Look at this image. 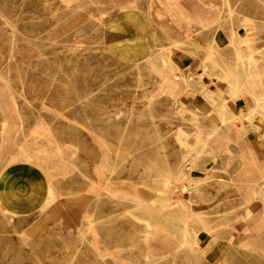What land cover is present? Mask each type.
Listing matches in <instances>:
<instances>
[{
	"label": "rangeland",
	"instance_id": "374dc122",
	"mask_svg": "<svg viewBox=\"0 0 264 264\" xmlns=\"http://www.w3.org/2000/svg\"><path fill=\"white\" fill-rule=\"evenodd\" d=\"M250 1L253 17L241 23L254 21L255 40L264 45V0ZM107 2L0 0V100L8 105L0 108V195L12 202L29 190L37 209L21 215L0 198V264H264V237L254 230L263 209L259 214L238 197L264 167H250L256 180L243 181L235 171L237 150L215 154L213 143L229 136L218 129V101L201 81L206 62L228 73L224 82L215 76L218 97L233 80L235 62L218 59L210 47L196 74L164 50L146 60L119 53L103 35L107 16L119 8ZM171 70L181 76L172 78ZM192 91L211 99L215 117L191 106ZM105 164L102 179L97 168ZM169 172L190 191L166 190L162 178ZM189 178L199 185L191 187ZM221 179L232 182L226 193ZM105 181L120 188L121 198L103 188ZM43 195L44 205L33 201ZM256 200H264V184ZM151 221L160 232L147 242ZM193 229L201 238L195 251L182 238Z\"/></svg>",
	"mask_w": 264,
	"mask_h": 264
},
{
	"label": "crops",
	"instance_id": "0c3cea01",
	"mask_svg": "<svg viewBox=\"0 0 264 264\" xmlns=\"http://www.w3.org/2000/svg\"><path fill=\"white\" fill-rule=\"evenodd\" d=\"M116 1L113 4H117L119 8H114L107 16L103 35L107 36L105 43L116 48L119 53L139 54L142 55V59L146 60L150 55L164 50L185 70L191 68L193 72L201 73L200 63L209 52L210 47L214 48V53L219 56V59L222 56V58L234 64L237 53L235 47L237 45L223 44V40L231 38L236 40L249 39L250 42L247 47H250L249 49L253 53H258L248 78V85L252 88L254 94L231 95L224 93L223 100L227 102L228 107L234 114H238L240 111L248 112L257 101H264V56L260 54H264V45L255 40L254 21L251 20V23L249 21L247 25L241 23L243 17H253V13H250V0ZM109 2L110 0L107 2L108 5ZM244 50L245 53L249 52L247 48ZM259 50H261L260 53L257 52ZM208 76L207 74L202 75V83L209 87L208 92L211 97H214L216 101H221L217 99L216 93L217 86L220 85L218 78H212V80L217 81L213 84L211 77ZM192 94L194 97L188 100L192 103V107H197L195 104L198 103L200 112H213L210 104L211 99L200 93L192 92ZM213 116L215 117L214 112ZM255 116L258 117V115ZM248 118H250V115H248ZM236 123L239 126L238 128L242 130L241 123ZM261 123L250 127V121L246 120L244 126L247 131L244 134L240 131L241 135H239L238 129L232 127L228 132L229 140L213 143L214 145H212L215 154H218V151H230L229 155H233V150L238 151L236 163H234L237 165L235 171H237L236 175L238 177H243V181H250V173L255 171L254 169L250 170V167L255 165L261 166L255 168L264 167V121ZM231 141H235L234 143H237V145L233 143L230 146ZM196 143L206 146L198 136ZM254 151L258 152L257 160L254 158L256 154ZM4 168L5 166L0 168L1 172ZM20 169L16 168L13 172L17 173L16 170ZM244 175L247 176L246 179H244ZM2 179L3 177L0 180ZM249 191L250 183L246 188V192L249 193ZM28 192L29 190L25 189L16 192L12 202L7 201L5 197L7 195L3 193L0 195L2 206L21 215L37 211L36 208H31L29 205ZM221 195L219 194V196ZM245 195L246 193L238 195V197H245ZM44 197L45 195L35 197L33 201L40 205L41 202L43 203ZM252 205L258 209L260 214L262 202L260 200L253 201ZM259 214L256 215L254 220L258 218Z\"/></svg>",
	"mask_w": 264,
	"mask_h": 264
},
{
	"label": "bare ground",
	"instance_id": "6f19581e",
	"mask_svg": "<svg viewBox=\"0 0 264 264\" xmlns=\"http://www.w3.org/2000/svg\"><path fill=\"white\" fill-rule=\"evenodd\" d=\"M248 22V21H247ZM236 46V50L238 52H241V53H237V61L235 62V72L233 73V80L232 81H227L226 85L224 87H222L219 91V94H218V100L220 99L221 101H218V109H217V113H218V116L220 117V119L218 121H216V123L218 124V126H222L221 128L219 127L218 129H222L223 132L226 134H228L229 132V129H231L232 127L234 128H237L238 129V132H239V135L240 134V131H242L244 134L246 130L244 124H245V121L246 120H249L250 121V127L252 126H255L254 124H259L264 121V101H257L254 105L253 108L250 109V111H246V112H243V111H240L238 114H234L230 108L228 107V104L226 101H224V97H223V94L224 93H228V94H231V95H235V94H240V93H248V94H254V91L252 90L251 87H249L248 85V78H249V73L251 71V68L254 64V60H255V57L258 53H253L251 50L250 52H247L245 53L244 51V46H248V43L250 42L249 39L247 38H241L237 41H233ZM250 48V47H249ZM242 50V51H241ZM176 51V50H175ZM256 51V49H255ZM261 50L257 51L260 53ZM154 55V54H153ZM160 55V54H159ZM168 55V54H167ZM156 56V55H155ZM264 56V54L262 55ZM153 57V56H152ZM169 57V55H168ZM171 58V56H170ZM214 58V57H213ZM216 58V57H215ZM209 59V58H207ZM219 59V58H218ZM151 60V59H149ZM163 60V59H162ZM165 60V59H164ZM173 60V59H172ZM260 60V59H259ZM158 62V61H157ZM176 62V61H175ZM160 63V62H159ZM174 63V62H173ZM167 65V64H165ZM169 66V65H168ZM176 66V65H175ZM174 66V67H175ZM173 67V68H174ZM166 68V67H165ZM176 69V68H175ZM221 69V68H220ZM219 69V70H220ZM161 70V69H160ZM172 71V78L175 79V77H179L181 75H177L178 73H175L174 70H171ZM169 71V72H171ZM180 71V70H179ZM151 72H153L151 70ZM181 72V71H180ZM185 72V71H184ZM203 72H205L207 75H209L211 77V80L213 77H218L220 78V80L222 82H224L226 79H227V75L228 73H226L225 71H218L217 70V67L215 65H210V64H207L204 63L203 65ZM228 72V71H227ZM169 74V73H167ZM197 74V73H196ZM188 75V74H187ZM186 75V76H187ZM184 76V75H183ZM208 76V77H209ZM229 76V75H228ZM166 77V76H165ZM164 77V78H165ZM185 77V76H184ZM230 77V76H229ZM163 78V77H162ZM171 78V79H172ZM182 78V77H181ZM195 78V77H194ZM240 78L243 79L242 82H240ZM161 79V77H160ZM196 79V78H195ZM184 80V79H183ZM165 81V80H164ZM182 81V80H181ZM185 81V80H184ZM214 81V80H212ZM190 82V81H189ZM194 82V81H193ZM169 83L168 81H166V83L163 84L162 88L164 90L168 89L169 88ZM172 84V83H171ZM178 84V83H177ZM188 85V84H187ZM186 85V86H187ZM224 85V84H223ZM227 87V88H226ZM199 88V86H198ZM203 88V87H202ZM206 88V87H205ZM219 89V88H218ZM193 92V91H192ZM229 98V97H228ZM215 100V99H214ZM217 104V103H216ZM5 107H8V105L5 103V106L3 105L2 103V100H0V108L2 111H4ZM231 114V115H228V114ZM248 115H250V118H248ZM255 115H258V117H256ZM236 122H240L241 125L243 126L242 127V130L239 129L237 126V123ZM4 124H5V120L3 122V131H2V135H1V138L3 139L4 137V130L6 129L4 127ZM262 124V123H261ZM260 128V127H259ZM257 129V127H256ZM219 132V131H218ZM227 137H224L223 136V139H226ZM196 144V143H195ZM205 148L206 147H201L200 150H204L205 151ZM202 153V152H201ZM203 154V153H202ZM204 155V154H203ZM61 156H63V152H62V149H61ZM60 156V157H61ZM105 156H106V153H105ZM109 156V155H108ZM14 157V155H12V158ZM59 157V156H58ZM107 159V158H106ZM9 164V163H8ZM113 164V163H112ZM4 167V166H3ZM2 167V168H3ZM103 167H106V164L105 166H101V168H97V173L100 175V177L102 179H104V169ZM3 171V170H2ZM170 173V172H169ZM181 173V172H180ZM182 176V174H181ZM184 176V175H183ZM188 176V175H187ZM3 177V172H1L0 170V179ZM51 178V177H50ZM101 179V180H102ZM163 179V187L167 189H171V188H175L176 186H178V179H177V176H175V174H169V176H166ZM256 179H251V181H255ZM258 180H261L262 183ZM189 181H190V184L193 182L195 185H199V180L198 179H193V178H189ZM221 183H220V186L222 187L223 190H221V192L223 191H226L229 187H232L233 185H231V181L230 183H228L229 181H225L224 179H221L220 180ZM106 182V181H105ZM192 183V184H193ZM105 185L103 186V188H106L109 190V192L111 193L112 197H117V198H121V195H120V188H111L108 183H104ZM192 184H191V187H192ZM260 184H264V173H263V176L260 177L259 179L256 180L255 183H250V191L249 193L246 192V195H245V201L246 202H249L252 203L253 201H257L256 198H257V193H258V187L260 186ZM179 189L183 191H190V188H187V186H185V184H180L179 186ZM176 189V188H175ZM174 189V190H175ZM196 189V188H195ZM232 189V188H231ZM260 189V188H259ZM38 191H42L44 192V194H47L49 192V189L47 187H40L37 189ZM177 190V189H176ZM223 193H226V192H223ZM161 196H159L160 198ZM45 198V197H44ZM43 198L44 202L40 203V205H44L45 204V199ZM122 198H126V195L123 194ZM128 198V197H127ZM113 199V198H112ZM131 199V198H130ZM162 199V198H160ZM38 200V199H37ZM165 200V199H164ZM131 201L135 202V205L137 206H146V207H152V203H148L147 205L146 204H142L140 203L139 201H136L134 199H131ZM157 202H159V199H158V196H157V199H156ZM161 201V200H160ZM262 202V209H263V212H264V200L261 201ZM190 203H192L191 199H190ZM55 204V203H54ZM166 205V203H164ZM164 205V206H165ZM192 205V204H191ZM192 209V208H191ZM190 210V209H189ZM181 211V210H180ZM193 214H197L198 212L192 210ZM142 214V213H141ZM6 216V215H5ZM185 216V215H183ZM248 216H250L248 214ZM264 216V215H263ZM160 217V216H159ZM152 219V218H151ZM182 219V218H181ZM190 219V218H189ZM131 220V219H130ZM150 220V219H149ZM90 221V220H89ZM148 222V221H147ZM183 222V221H182ZM89 223V222H88ZM92 223V222H91ZM134 223V222H133ZM156 223V221H155ZM154 222H150V223H147L146 224V228L149 229V232L147 234V236L145 237V240L147 242H149V239L154 237L156 234H158L159 229L157 230V224H155ZM186 223V221H185ZM90 224V223H89ZM94 227V226H93ZM178 227V226H176ZM89 228V227H88ZM179 228V227H178ZM254 230L258 233V238H263L264 237V217L262 218V221L260 224H257V226L254 228ZM207 231V230H206ZM164 232V231H163ZM180 232V230H179ZM200 232V231H199ZM255 232V233H256ZM165 233V232H164ZM182 238L183 240L185 241V243L187 242V239H189V242L191 243L190 245L193 247V250H197L196 248L201 245V238H200V233H198L197 230L193 229L191 230L190 232V236L189 238H187V235L186 234H183L182 235ZM181 238V239H182ZM210 242V241H209ZM189 244V243H188ZM207 247H205L206 249ZM204 249V247H203ZM181 250V249H180ZM201 252V251H200ZM192 253V252H191ZM194 254H196L195 252H193ZM199 253V252H198ZM197 253V254H198ZM202 253V252H201ZM205 253V252H204ZM222 253V252H221ZM150 251L148 252L147 256L148 257H151L150 255ZM192 255V254H191ZM199 255V254H198ZM197 255V256H198ZM201 255V254H200ZM190 256V255H189ZM191 257V256H190ZM194 257V256H192ZM152 262H153V259H152Z\"/></svg>",
	"mask_w": 264,
	"mask_h": 264
}]
</instances>
